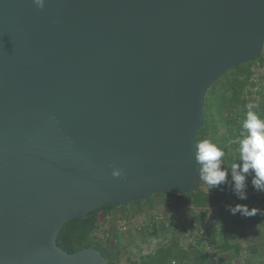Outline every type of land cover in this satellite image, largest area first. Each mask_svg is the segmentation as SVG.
I'll use <instances>...</instances> for the list:
<instances>
[{
  "label": "water",
  "instance_id": "obj_1",
  "mask_svg": "<svg viewBox=\"0 0 264 264\" xmlns=\"http://www.w3.org/2000/svg\"><path fill=\"white\" fill-rule=\"evenodd\" d=\"M263 50L264 0H0V264H107L63 226L197 191L207 92Z\"/></svg>",
  "mask_w": 264,
  "mask_h": 264
},
{
  "label": "crops",
  "instance_id": "obj_2",
  "mask_svg": "<svg viewBox=\"0 0 264 264\" xmlns=\"http://www.w3.org/2000/svg\"><path fill=\"white\" fill-rule=\"evenodd\" d=\"M224 167L226 166L222 165V168ZM226 168L230 170V164ZM252 175L254 173L247 177L246 200H239L229 185L222 184L223 198L219 203L211 206H194L188 197L179 200L169 192L156 193L147 201L148 203H141L143 206L168 203V240L166 241L171 254L167 261L175 258L180 264L184 262L185 264H264V192L253 189ZM228 179L230 182V171ZM236 204H246L249 209L258 208L262 212L248 217L239 213L232 215L227 205ZM169 208H179L181 214L175 215L176 213L169 211ZM194 225L206 229L210 243L208 249L202 245L198 236H195ZM159 232L156 235H160ZM139 246L141 248V242ZM177 251L182 253L181 257L175 255ZM138 256L133 261L141 264L142 257Z\"/></svg>",
  "mask_w": 264,
  "mask_h": 264
},
{
  "label": "trees",
  "instance_id": "obj_3",
  "mask_svg": "<svg viewBox=\"0 0 264 264\" xmlns=\"http://www.w3.org/2000/svg\"><path fill=\"white\" fill-rule=\"evenodd\" d=\"M260 58L261 57H259V59ZM254 61L255 60L243 64L238 73L231 80H229L223 88H216V85L222 76L209 88L204 108L205 121L204 125L198 131L197 144L204 139H209L212 142L214 141L213 137L217 135L219 129L218 121H222L224 124L227 125L229 130H231L233 142V138L235 137L236 125L229 113L235 107L242 106L245 104L246 100L244 98V91L246 87L250 84V78L252 75L251 65ZM225 140H228V138L226 137ZM220 146L223 148L224 151V157L222 158L223 164L226 167L229 166V164L231 166L238 159L237 156L234 155V153L236 151V148L239 147V142H233V154H229L230 147L227 145V143L221 144ZM169 193L175 195L179 200L182 199V197H188L190 199V202L194 206H211L219 203L222 200L223 186L221 184L218 187L212 188L211 185L207 184L202 180L197 191L184 194H176L172 192ZM149 198H151V196ZM150 207H152V205ZM101 208H106V215L113 209L118 210L119 207L113 204H107ZM121 208L124 213L122 214V216H131L128 213V206H121ZM76 222L79 221H69L63 226L57 236L58 245L68 252H75L83 247H92L91 243L96 242L92 238V232L96 228L97 219H95L94 222L88 227L87 231L85 230L87 226H75V224H77ZM165 228V225H163L162 229ZM142 232L143 234L155 236L158 230L156 228L151 229L146 226V228ZM86 241H88L87 244L85 243ZM101 244L105 246L106 251H108V254H110V259L106 257L107 264H118L117 258L119 253H114L110 251L105 243ZM170 254L171 249L168 248V245H162L158 247V249H156L154 253L148 255L147 257H144L141 260V264H164ZM175 255L177 257H181L182 253L180 251H177Z\"/></svg>",
  "mask_w": 264,
  "mask_h": 264
},
{
  "label": "rangeland",
  "instance_id": "obj_4",
  "mask_svg": "<svg viewBox=\"0 0 264 264\" xmlns=\"http://www.w3.org/2000/svg\"><path fill=\"white\" fill-rule=\"evenodd\" d=\"M264 55V50L262 57ZM242 65H237L233 69L222 75L221 79L216 85V88L221 89L224 85L231 80L241 69ZM261 80L264 83V74L261 75ZM218 133L215 135L214 143L221 145L227 143L230 147L229 154H233V142L231 130L224 124L222 121H218ZM226 137L228 140H225ZM235 155V153H234ZM156 193H168L166 191H158ZM154 193L153 195H156ZM151 195V197H153ZM151 198H147L142 201H132L128 206V213L130 217L122 216L123 210L121 206H118V210L113 209L104 215L106 208H100L97 211L91 212L86 217L79 219V222H76L75 226H87L88 227L97 219L96 228L92 232V238L94 243L92 244L93 248L100 250L108 259H110V254L106 251L105 246L101 243H105L109 250L114 253H119L117 262L118 264H136L133 259H137L140 255L142 258L147 257L150 253H153L161 245H168V236L165 230H161L160 235H147L143 234V230L146 228V223L153 217L157 216L159 213L166 215L168 220V203L165 205H153L152 207L148 205H142L141 203H148ZM142 205V206H138ZM169 211L175 212V215H180L181 210L179 208L172 209L169 208ZM75 223V222H74ZM123 225L127 228H123ZM139 227H142L141 230ZM158 233V232H157ZM85 241V240H84ZM141 242V248L139 243ZM86 244L88 241L85 242ZM168 260V259H167Z\"/></svg>",
  "mask_w": 264,
  "mask_h": 264
},
{
  "label": "clouds",
  "instance_id": "obj_5",
  "mask_svg": "<svg viewBox=\"0 0 264 264\" xmlns=\"http://www.w3.org/2000/svg\"><path fill=\"white\" fill-rule=\"evenodd\" d=\"M34 3L44 7V0H34ZM248 111L243 121V138L239 141V162L231 165V169L222 168L224 157L223 148L209 139H204L196 145L195 161L199 165L201 179L212 188L221 184L229 185L232 192L239 200H246L247 196V177L252 175L251 184L254 190L264 192V119H261L255 109L254 103L246 105ZM231 173V181L228 175ZM114 177L123 175L120 169L112 171ZM228 211L232 215L239 213L248 217L262 212L258 208L249 209L246 204L227 205Z\"/></svg>",
  "mask_w": 264,
  "mask_h": 264
},
{
  "label": "built area",
  "instance_id": "obj_6",
  "mask_svg": "<svg viewBox=\"0 0 264 264\" xmlns=\"http://www.w3.org/2000/svg\"><path fill=\"white\" fill-rule=\"evenodd\" d=\"M252 75L250 78V84L246 87L244 91L245 104L242 106L235 107L229 113V115L233 118L236 130L235 137L233 138V142H239L243 136L244 132L242 128L243 121L246 118V112L248 111L246 105L248 103H254L257 105L254 111L258 114L261 119H264V83L261 80V75L264 74V55L259 59H256L251 65ZM235 154L237 156L236 162H239L240 152L239 147L236 148ZM166 215L163 213H159L157 216L151 218L146 225L153 229L156 228L158 231L162 230L163 225H165L166 234H168V222L166 219ZM123 228H127V226L123 225ZM141 229V227H139ZM194 229L196 231L195 236H198L200 242L207 249L210 247L209 243V235L206 229L202 227H197L194 225ZM186 262H184L185 264ZM165 264H180L179 261L175 258L167 261ZM190 264V263H188Z\"/></svg>",
  "mask_w": 264,
  "mask_h": 264
}]
</instances>
